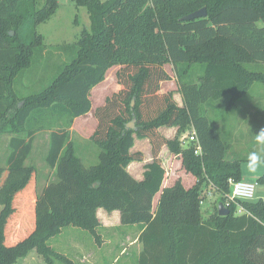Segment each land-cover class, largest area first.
Here are the masks:
<instances>
[{
	"label": "trees",
	"instance_id": "16d2710c",
	"mask_svg": "<svg viewBox=\"0 0 264 264\" xmlns=\"http://www.w3.org/2000/svg\"><path fill=\"white\" fill-rule=\"evenodd\" d=\"M72 1L87 9L90 31H82L71 60L47 87L19 95L16 80L34 62H43L48 50L38 27L59 4L0 0V134L11 136L7 166L0 168V264H16L33 252L45 264H78L50 242L73 227L87 231L100 247L99 209L119 211L122 226L142 227L138 264H264L262 199L229 202L226 217L215 213L205 219L200 206L208 187L226 203L230 182L243 180L245 160H228L231 145L203 106L216 108L228 98L231 111L254 84L264 85V0ZM203 8L206 17L182 21ZM168 64L183 107L173 92L162 91L171 80ZM113 68H119L120 90L94 112L98 127L90 141L100 152L98 163L87 168L69 130L91 112V91ZM133 121L135 129L128 128ZM162 127H177L179 135L195 132L201 155L195 143L164 137ZM45 131L50 132L45 161L55 181L38 194L37 169L26 161L35 135ZM136 139L152 146L143 181L127 170L131 162L145 160L132 152ZM165 147L181 158L196 180L193 187L178 180L163 188ZM257 183L264 185V174ZM239 206L246 212L236 214Z\"/></svg>",
	"mask_w": 264,
	"mask_h": 264
},
{
	"label": "rangeland",
	"instance_id": "374dc122",
	"mask_svg": "<svg viewBox=\"0 0 264 264\" xmlns=\"http://www.w3.org/2000/svg\"><path fill=\"white\" fill-rule=\"evenodd\" d=\"M102 1L107 2L109 0ZM58 4L59 8L50 21L38 27V33L43 35L45 44L48 46V50L45 52L43 62H34L31 70L26 72L23 76L21 75L16 80L15 90L19 95L34 94L40 91L43 87H47L49 83H51L52 78L57 74L58 70L62 69L64 65L69 63L71 60L70 55H72V46H74V44L80 39L82 31L84 29L90 31L91 21L87 9L77 8L72 0H58ZM56 45H61L62 47L60 49L62 50L60 51L58 48L54 49ZM165 70L171 76V80L164 84L163 89H166V91H162H177L179 86L173 65H166ZM262 71H264V66ZM27 74L28 76L26 77ZM111 84L112 82L110 80L106 85L113 89L114 85ZM115 93L117 92L111 94V97ZM228 101V98L219 101L216 108L204 105L203 111L205 115L211 120L213 126L218 128L223 137L230 143L231 149L227 155L228 160H245L241 165L242 179L249 182H257L258 179L264 174V167H261L255 174H253L247 170L246 164L247 156L252 151H256L257 153L264 156V145H259L255 141L256 133H258L261 129H264V85L261 83L254 84L245 98L231 111L227 110ZM92 102L96 108L97 102L95 101L94 97ZM48 135L49 132H40L39 134L35 135L32 153L26 161V166H32L37 169L38 194H40L43 190H41V188H43L44 184L46 183V176L51 180L53 178V175H51L53 171L49 166L46 165L44 161L48 151ZM10 140V135L0 134V168H5L7 166V158L10 154ZM186 144L188 145L189 143ZM88 145L89 146L85 147L90 149L89 151L94 152V154L97 151V156L93 160L87 162L85 161L83 163L87 168L98 163V155L100 152V149L91 141H88ZM166 160L167 169L165 178L168 179L171 177L170 173L172 169L175 171V173H179L181 171V174L185 171L180 157L175 159L174 162L168 161L167 157ZM204 194L205 199L203 204H200V206L205 219L209 218L215 213H219L220 204H223L224 207L228 209L230 202L229 197H227L226 203H224L221 200L220 194L209 187L205 189ZM257 197L258 200L264 199V185H259ZM236 214H238V209ZM128 229H130V227L122 228L120 232L125 234ZM110 235L113 237L120 236V233L110 231L108 236ZM120 239L122 240V238ZM73 242L83 245L85 247L83 249L86 251H91L93 247L98 249V245L94 238L91 237L87 231L73 227L63 230V232L58 237H56V239L50 242V245L54 247L56 251L61 253L64 252L69 257H74V254L72 253L73 250L71 249L72 246H69V244H72ZM58 246L59 249L57 248ZM116 256L121 259L119 262H114V257H111V259H101V256H95V258H90L88 264L125 263L124 257L120 256V249L117 250ZM16 264L45 263L40 256L33 252L29 254L28 257L19 260ZM78 264H81V262Z\"/></svg>",
	"mask_w": 264,
	"mask_h": 264
},
{
	"label": "crops",
	"instance_id": "0c3cea01",
	"mask_svg": "<svg viewBox=\"0 0 264 264\" xmlns=\"http://www.w3.org/2000/svg\"><path fill=\"white\" fill-rule=\"evenodd\" d=\"M118 69L119 68L111 69L107 73L105 80L92 89L91 97H90L91 107H92L91 112H89V114H87L86 116L76 118L69 130L70 140L74 144L76 156H78L79 158L82 157L80 159L82 160L83 163L85 161L86 162L91 161L97 156V151L94 154V152L89 151L90 149H88L85 146H89L88 141H90L91 136L95 133L98 127V122L96 118L94 117V111L99 106L104 105L106 103V100L111 97V94H113L114 92H118L120 90V86L117 83V77H116ZM110 80L112 82L111 85H114L113 89L109 88L106 85ZM164 84L162 85V90L166 91V89H163ZM173 93H174V99L177 102L178 106L183 107L184 101H183L182 95L179 92V89L177 91L173 90ZM93 97L95 101L97 102L96 108L94 107V104L92 102ZM178 130L179 129L177 127H174V128L162 127L160 128V133L169 140H173L179 136V141H180L182 136H184L188 132L181 133L179 135ZM45 132H49V131H45ZM49 138H50V132L48 135V147H47L48 149H49ZM132 152L133 153L135 152L143 153L145 160L143 162H131L127 170L137 181H143L144 173H145V166L147 164H150L153 161L152 146L150 144V141L148 139H143V140L136 139ZM166 157L168 158V161H171V162H174L175 159L179 158V156L172 155L171 152L168 150V148L165 147L161 153L163 167L165 169H167L166 168V161H167ZM51 175H53L52 180L46 176V179H45L46 183L44 184V187L46 186V184L55 181L54 172H52ZM170 176L171 177L168 179L165 178L164 185H163L164 189L172 187L175 184V182L178 180L182 182L183 186L186 189H189L196 184L195 178L187 174L186 171H184L181 174V171L179 173H175V171L172 169ZM43 188H41V190ZM160 196L161 194H158L155 197V208L158 206ZM97 217L101 223V227L99 228V233L103 239V244L100 247L98 246V249L96 247H93L91 251H86L85 249H83L85 248L83 245H81L80 243L73 242L72 244H69V246L70 247L72 246L71 249L73 250L72 253L74 254V257L72 256L70 257L73 260H75L77 263L81 262V264H88L90 261V258H95V256H99V257L101 256L102 257L101 259H105V258L111 259V257H114V262L115 261L119 262L121 259L118 258L116 254H117V250L120 249V256L124 257V261H125L124 264H138L139 254L142 251V245L138 243V237L142 231V227L141 226H122L121 225V214L119 211H114V212L109 213V212H106L104 209H99L97 211ZM128 227H130V229H128L125 232V234L120 232L122 228H128ZM110 231L119 232L120 236H114V237L112 235L108 236V233ZM120 238H122V240ZM57 248L59 249V246Z\"/></svg>",
	"mask_w": 264,
	"mask_h": 264
},
{
	"label": "built area",
	"instance_id": "2783aa9c",
	"mask_svg": "<svg viewBox=\"0 0 264 264\" xmlns=\"http://www.w3.org/2000/svg\"><path fill=\"white\" fill-rule=\"evenodd\" d=\"M180 142L182 144L195 143L196 145L195 154L201 155V147L199 146L198 138L195 132L186 133L184 136H182ZM230 184L232 186V194L230 197V202L238 203V201L258 200L257 190L259 185L257 182H249V181L241 180L239 182L231 181ZM262 200L264 201V199ZM238 212L242 214L246 211L243 207L239 206Z\"/></svg>",
	"mask_w": 264,
	"mask_h": 264
},
{
	"label": "clouds",
	"instance_id": "9594fccd",
	"mask_svg": "<svg viewBox=\"0 0 264 264\" xmlns=\"http://www.w3.org/2000/svg\"><path fill=\"white\" fill-rule=\"evenodd\" d=\"M255 141L259 145H264V129H261L258 133H256ZM246 167L250 173L255 174L258 171V169H260L261 167H264V156L257 153L256 151L250 152L247 156ZM249 195H252V194H249Z\"/></svg>",
	"mask_w": 264,
	"mask_h": 264
},
{
	"label": "water",
	"instance_id": "95a60500",
	"mask_svg": "<svg viewBox=\"0 0 264 264\" xmlns=\"http://www.w3.org/2000/svg\"><path fill=\"white\" fill-rule=\"evenodd\" d=\"M207 16V11L206 8H203L193 14H190L184 18H182V21H189V20H193L196 18H202V17H206ZM11 35H13V33H11ZM135 105V101H133L132 106ZM128 128H132L135 129V121H133L131 124L128 125ZM230 214V211L224 207L223 204L219 205V216L221 217H226Z\"/></svg>",
	"mask_w": 264,
	"mask_h": 264
}]
</instances>
